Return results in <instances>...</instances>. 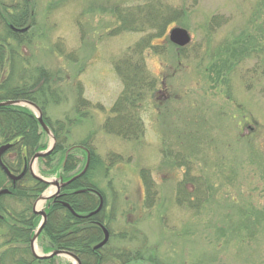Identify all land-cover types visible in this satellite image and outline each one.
Instances as JSON below:
<instances>
[{
  "label": "rangeland",
  "instance_id": "374dc122",
  "mask_svg": "<svg viewBox=\"0 0 264 264\" xmlns=\"http://www.w3.org/2000/svg\"><path fill=\"white\" fill-rule=\"evenodd\" d=\"M24 1L0 0L10 6ZM157 1L185 13L152 41L164 45L163 54L144 51L158 87L140 108L143 135L126 140L102 125L122 90L113 62L147 32L110 35L117 26L112 8L148 0H30L34 25L23 35L20 56L53 75L57 97L46 94L39 103L51 122L70 121L64 147L85 141L103 162L95 179L104 193V220L110 218L105 248L139 251L155 264H264V0ZM212 16L220 24L208 31ZM175 26L191 37L180 55L163 44ZM224 48L236 52L226 73ZM77 84L88 102L84 115L75 111ZM169 146L183 150L190 175L208 187L199 210L175 203L185 168L167 165ZM75 153L81 166L84 156ZM39 168L36 162L32 170ZM141 169L149 170L157 192L151 206ZM45 243L37 240L38 253ZM68 260L56 257L53 264ZM115 261L112 255L105 264Z\"/></svg>",
  "mask_w": 264,
  "mask_h": 264
},
{
  "label": "trees",
  "instance_id": "16d2710c",
  "mask_svg": "<svg viewBox=\"0 0 264 264\" xmlns=\"http://www.w3.org/2000/svg\"><path fill=\"white\" fill-rule=\"evenodd\" d=\"M112 12L116 17L117 26L112 28L110 35L121 32H147L113 62V70L120 81L122 90L110 107L111 115L105 119L102 128L106 133L118 135L126 140L138 139L144 133V124L139 115L140 108L146 103L148 96H154L158 87L157 79L146 68L144 51H152L154 55L165 52L164 45L154 44L152 41L161 38L168 25L177 21L185 13V9L175 10L157 0H148V3L141 7L123 8L114 5ZM216 19L217 16H212L208 20V31L220 24ZM9 25L16 28L27 27V30L14 31ZM33 25L30 5L26 0L23 5L11 6L0 2V101L28 100L41 109L43 119L56 139L53 151L38 160L39 165L43 167L39 168L41 176L58 174L64 180L68 179L80 172L86 159V151L89 152L88 169L82 176L66 186L64 188L66 192L59 197L77 213H87L94 210L98 204L94 191H98L104 198V193L95 179L96 172L100 173L104 169L103 162L93 148L83 141L79 145L86 151H81L84 157L83 163L79 166L80 160L75 153L76 150L67 152L70 146L67 148L63 146L66 141L64 137L68 133L64 132L66 131L65 123L70 121L51 122L45 115L43 104L39 103L38 99L48 94L51 99L57 100L55 90L52 88L53 75L42 66H32L29 58L20 56V51L25 44L23 35ZM28 43L30 42L27 41L26 46L29 45ZM163 44L175 48L168 38ZM186 47H176L177 54L183 53ZM222 51L226 55L222 59V68L226 73L231 66V61L235 59L236 52L233 48H224ZM68 56L72 57L73 54ZM87 105V100L81 95V87L77 84L76 113L84 115L82 110ZM43 136H46L45 133L27 107L0 106V145L7 143L11 145L2 154L1 161L11 173H20L30 157L47 146L46 142L43 143ZM249 142L254 152L259 153L253 148V142ZM167 149L165 156L167 165L172 168L174 166L185 168L183 178L176 183V188L174 187L175 203L190 210H199L207 199V185L201 182V178L194 176L193 178L190 175L189 172L192 169L189 162L185 160L183 150L176 149L175 153L172 146ZM140 175L144 186L145 204L151 206L157 195L154 182L149 170L141 169ZM2 188L9 191L0 195V228L3 230L2 236L5 237L0 247V264H53V259L34 258L29 250L30 237L39 222V217L32 212L31 206L35 198L44 191L46 184L33 178L27 169L22 178L12 184L0 169V189ZM82 188L86 191L74 192ZM18 204L21 205L20 209L17 208ZM104 213L103 206L97 214L86 218V223L83 224L82 219L75 218L60 202L53 200L46 208L47 221L39 235V238L46 242L43 250L56 248L72 251L83 264H105L106 258L112 255L117 260L115 264H155L145 260L139 251L133 253L122 249L114 252L105 248L107 244L100 250H93L92 245L101 235L94 221L104 223L107 228L109 226L110 218L104 220Z\"/></svg>",
  "mask_w": 264,
  "mask_h": 264
},
{
  "label": "water",
  "instance_id": "95a60500",
  "mask_svg": "<svg viewBox=\"0 0 264 264\" xmlns=\"http://www.w3.org/2000/svg\"><path fill=\"white\" fill-rule=\"evenodd\" d=\"M22 30H25V29H22ZM168 39H169V41L172 44H174V45H176L178 47H184L190 42V35H189L188 31L185 28L174 27V28L170 29V31H169ZM6 105H23V106L25 105V106H28V107L32 108L34 110L35 114H36V118H37V121H38L39 125L41 126L43 131L46 132V134L50 137V140H51L50 145L47 147V149L45 151H42V152H36L32 156V158L30 159L29 164H28V168H29L31 174L36 179H39L40 181H42L44 183H47L49 185H52V186L56 187L55 193H53L51 195H48V196H44V195L41 194V195H39L37 197V199L35 200V202L33 204L32 210H33V212L35 214H38V215L41 216V221H40V224L37 227L36 231L34 232V234L32 235V237L30 239V251H31L32 255L35 258L49 259V258H51L53 256H56V255H64V256L71 257L76 262V264H81L80 260L74 254H72L71 252H68V251H64V250H53V251H51V252H49L48 254H45V255H39L38 253H36L35 248H34V244H35V241H36L39 233L41 232L42 228L44 227V225L46 223V213H45V211L43 209L37 210L36 206H37V204L39 202L45 201L47 199H50V198L56 196L57 193H58V190L61 187L71 183L73 180L77 179L82 174H84L85 171L87 170V167H88L89 155H87L86 163H85L83 169L81 170V172H79L75 176L71 177L67 181L63 182V181H58V180H48V179H44V178H41V177L35 175L33 173V171H32L34 162L36 161V159L38 157H44V156L48 155L53 150V148L55 146V138L52 135V133H51L50 129L48 128V126L44 123L43 118H42V112H41L40 108L37 105H35L34 103H32L30 101H27V100H5V101H0V106H6ZM9 147H10V144H4V145L0 146V168L2 169V171L6 174V176L12 182H15L16 180L20 179L23 176L26 168H24V170L19 175H13L2 164L1 155ZM7 191H8L7 189L0 190V195L3 194V193H6ZM62 204L64 206L68 207L72 211V209L68 206V204H66V203H62ZM101 207H102V199L100 198V201H99V204H98L97 208L95 210H93L92 212H90L88 215H93V214L97 213L100 210ZM72 213L75 214L73 211H72ZM102 229H103V233H104V238H103V240L101 242H99L97 245H95L94 248H99V247L103 246L106 243L107 239H108L107 230L105 228H102ZM68 264H71V263H68Z\"/></svg>",
  "mask_w": 264,
  "mask_h": 264
},
{
  "label": "flooded vegetation",
  "instance_id": "af4514ba",
  "mask_svg": "<svg viewBox=\"0 0 264 264\" xmlns=\"http://www.w3.org/2000/svg\"><path fill=\"white\" fill-rule=\"evenodd\" d=\"M28 3L30 2V0H26ZM9 27L12 29V30H17V29H19V28H16V27H13L12 25H9ZM70 184V183H69ZM69 184H67V185H65V187L66 186H68ZM64 186L63 187H61L59 190H58V193H57V195H56V199L54 200V201H57V202H61V203H63V201L64 200H61L59 197L60 196H62L66 191H64L65 188ZM81 189H79V191H80ZM76 191H78V190H75L74 192H76ZM53 201V200H52ZM52 201H50V202H52ZM49 202V203H50ZM65 202V201H64ZM49 203L48 204H46V208L49 206ZM75 218H80V219H82V223L84 224V223H86V218H88V217H83V214L84 213H77V212H75V214H73L72 212H70ZM93 216V215H92ZM95 222V224L94 225H96L99 229H100V231H101V235H100V237H99V240L96 242V243H94V244H97L98 242H100L102 239H103V237H104V233H103V229L101 228V226H104L103 224L104 223H101L100 221H94ZM94 245H92V247H93ZM101 248H103V246L102 247H100L99 249H94L93 248V250H100ZM69 262V260L65 263V264H67Z\"/></svg>",
  "mask_w": 264,
  "mask_h": 264
},
{
  "label": "bare ground",
  "instance_id": "6f19581e",
  "mask_svg": "<svg viewBox=\"0 0 264 264\" xmlns=\"http://www.w3.org/2000/svg\"><path fill=\"white\" fill-rule=\"evenodd\" d=\"M50 192H47L46 194H49ZM42 206V202H39L38 205H37V208H40ZM36 246H35V250H36ZM37 251V250H36Z\"/></svg>",
  "mask_w": 264,
  "mask_h": 264
}]
</instances>
